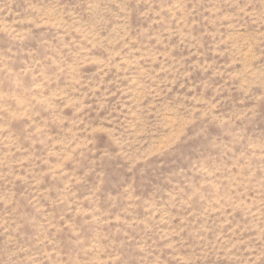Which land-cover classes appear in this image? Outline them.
<instances>
[{"label": "rangeland", "instance_id": "rangeland-1", "mask_svg": "<svg viewBox=\"0 0 264 264\" xmlns=\"http://www.w3.org/2000/svg\"><path fill=\"white\" fill-rule=\"evenodd\" d=\"M0 264H264V0H0Z\"/></svg>", "mask_w": 264, "mask_h": 264}]
</instances>
